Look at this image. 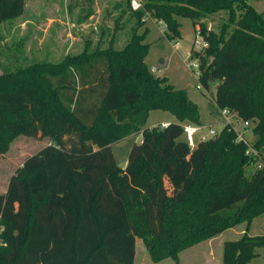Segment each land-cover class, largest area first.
Returning a JSON list of instances; mask_svg holds the SVG:
<instances>
[{
	"label": "trees",
	"instance_id": "trees-1",
	"mask_svg": "<svg viewBox=\"0 0 264 264\" xmlns=\"http://www.w3.org/2000/svg\"><path fill=\"white\" fill-rule=\"evenodd\" d=\"M25 2L0 0V25L21 17ZM140 2L123 49L0 76V154L20 136L48 140L0 194V264H135L137 238L154 260L177 258L193 243L264 215V167L245 175L254 161L228 125L188 145L183 125L203 126L200 108L151 71L149 30L138 33L152 18L178 40L179 18L192 20L207 44L191 50L201 85L215 84L217 110L254 124L251 144L264 160V16L247 0ZM222 11L227 24L220 33L209 30L204 20ZM154 110L177 122L146 128ZM136 134L142 141L122 168L112 146ZM260 246L264 235L247 230L226 243L224 264H249Z\"/></svg>",
	"mask_w": 264,
	"mask_h": 264
},
{
	"label": "rangeland",
	"instance_id": "rangeland-1",
	"mask_svg": "<svg viewBox=\"0 0 264 264\" xmlns=\"http://www.w3.org/2000/svg\"><path fill=\"white\" fill-rule=\"evenodd\" d=\"M128 1L26 0L22 17L0 25V76L35 64L56 65L68 56L93 54L109 47L123 49L137 27L132 0L130 6ZM247 3L264 16V0H247ZM228 17L229 13L222 11L209 16L204 22L209 30L220 33ZM27 18L32 21L28 26L25 24ZM50 19L57 20L52 22ZM179 21L181 28L178 40H169L166 25L152 18H148L146 26L138 30L139 34L145 28L149 30L145 38V42L150 45L146 63L152 72L153 69L156 71L153 72L155 75L167 78L176 89L187 91L190 99L200 108L203 133L209 134L210 128H214L219 134L225 126V119L215 106L216 86L213 84L210 90H206L201 85L198 62L191 57L192 49L202 51L207 44L203 45L205 41L191 19L181 17ZM62 26L65 29L59 28ZM164 122L173 123L177 120L169 112L154 110L150 112L146 128L162 126ZM236 124L241 130V123ZM251 129L248 137L253 142L254 124ZM141 138V134L132 135L112 146L120 167L124 168L131 148ZM47 145L48 140L40 136H20L13 141L7 153L0 154V194L7 192L11 177L24 161ZM262 163L257 161L249 165L245 175L252 178L264 167L260 168ZM166 188L171 194L172 189L167 184ZM247 230L251 235H264V215L255 218L250 226L244 222L215 237L193 243L181 250L177 258L168 256L161 260H154L146 242L137 238L135 264H224L226 243L241 238ZM256 253L257 256L249 264H264V246L258 247Z\"/></svg>",
	"mask_w": 264,
	"mask_h": 264
},
{
	"label": "built area",
	"instance_id": "built-area-1",
	"mask_svg": "<svg viewBox=\"0 0 264 264\" xmlns=\"http://www.w3.org/2000/svg\"><path fill=\"white\" fill-rule=\"evenodd\" d=\"M131 6L134 11H137L142 8V4L138 0H132ZM203 45L206 46V43L204 42ZM198 46L200 47L199 42H198ZM153 72H156V71L153 69ZM220 112L225 119L224 125L230 126L232 129H234L237 132L238 134L237 141L244 142L248 145L246 155L249 157L251 161H254V162L262 161L263 163L262 165H260V168H262L264 166V160L262 159L260 152L252 146L251 144L252 142L250 141L248 137L252 132V129H251L252 122L241 120L235 113L227 109L221 110ZM237 122L241 123V128H242L241 130H238V128L236 127ZM168 125H169L168 123H164L162 127L165 128ZM183 128H184V138L191 148H195L198 142L206 141L210 139L211 137H214L218 134L216 129L214 128H210L209 134H205L202 132L203 127L192 125V124H187V123L183 125ZM197 135H199L198 138H197Z\"/></svg>",
	"mask_w": 264,
	"mask_h": 264
},
{
	"label": "crops",
	"instance_id": "crops-1",
	"mask_svg": "<svg viewBox=\"0 0 264 264\" xmlns=\"http://www.w3.org/2000/svg\"><path fill=\"white\" fill-rule=\"evenodd\" d=\"M35 1H37V0H35ZM25 6H26V2H25ZM26 8V7H25ZM22 17V16H21ZM20 18V17H19ZM57 19H50V21H52V22H55ZM58 21H61V20H58ZM62 22V21H61ZM32 23V21H30V19H26L25 20V24L28 26V24H31ZM63 23V22H62ZM53 24V23H52ZM60 29H65L63 26L62 27H59ZM164 123H171V122H164ZM142 136V135H141ZM142 141V138H141V140H140V142ZM139 142V143H140ZM127 165V163L125 164V166ZM125 166H124V168H125Z\"/></svg>",
	"mask_w": 264,
	"mask_h": 264
}]
</instances>
